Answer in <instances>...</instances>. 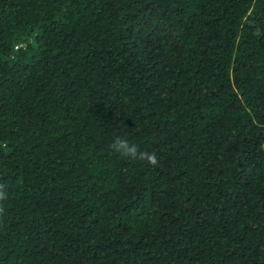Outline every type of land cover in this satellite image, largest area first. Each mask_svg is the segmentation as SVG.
<instances>
[{
  "label": "trees",
  "instance_id": "trees-1",
  "mask_svg": "<svg viewBox=\"0 0 264 264\" xmlns=\"http://www.w3.org/2000/svg\"><path fill=\"white\" fill-rule=\"evenodd\" d=\"M0 184V264H264V0H0Z\"/></svg>",
  "mask_w": 264,
  "mask_h": 264
},
{
  "label": "clouds",
  "instance_id": "clouds-1",
  "mask_svg": "<svg viewBox=\"0 0 264 264\" xmlns=\"http://www.w3.org/2000/svg\"><path fill=\"white\" fill-rule=\"evenodd\" d=\"M110 149L117 153L119 156L126 158L129 161H143L147 165L156 166L158 161L155 153H149L147 151H141L137 145L130 143L128 140L115 137L111 144ZM5 185L0 184V201L7 198V193L4 191ZM3 209L0 208V212Z\"/></svg>",
  "mask_w": 264,
  "mask_h": 264
}]
</instances>
